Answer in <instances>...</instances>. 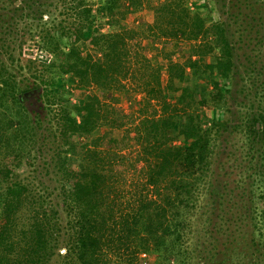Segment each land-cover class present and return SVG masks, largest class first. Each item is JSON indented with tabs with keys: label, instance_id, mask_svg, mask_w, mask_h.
Segmentation results:
<instances>
[{
	"label": "trees",
	"instance_id": "1",
	"mask_svg": "<svg viewBox=\"0 0 264 264\" xmlns=\"http://www.w3.org/2000/svg\"><path fill=\"white\" fill-rule=\"evenodd\" d=\"M145 1L0 0V264H264L263 0H161L127 27ZM131 79L127 126L107 99ZM130 147L148 193L126 197Z\"/></svg>",
	"mask_w": 264,
	"mask_h": 264
},
{
	"label": "rangeland",
	"instance_id": "2",
	"mask_svg": "<svg viewBox=\"0 0 264 264\" xmlns=\"http://www.w3.org/2000/svg\"><path fill=\"white\" fill-rule=\"evenodd\" d=\"M90 1V0H89ZM93 2H96L97 0H91ZM161 0H146L144 8L138 12L135 15H131L127 17L124 24L127 27H134L139 28V26L146 22L152 23L154 21V8L159 4ZM262 4H264V0L262 1ZM189 5L191 8L195 10H200L203 7H209L212 11L213 16L218 19V10L215 2L213 0H189ZM98 29L101 31H110L112 30L106 23V19H100L98 21ZM37 38V37H36ZM30 39L26 38L22 42V50L23 53L26 56H31L33 58H37V60H41L40 56V50L42 48L40 47V44L37 39ZM162 44H164V41L156 42L154 43L153 40L150 38L143 37L141 39V45L143 47V52L145 55L149 58H152L158 50L162 48ZM158 48V50L156 49ZM191 48V43L186 40H173L169 43L165 44V51L171 52L172 56L180 60L182 58H185ZM44 50V49H43ZM90 51L95 55L98 56L99 53H97L96 49H90ZM168 72L166 69L163 68V79L164 83L167 80ZM126 84V90L123 91H115L113 92V95L111 98L107 99V102H111L113 105H115L121 112L123 121L127 123V126H130L133 122H137L141 118V111H140V105L142 104L143 100V93L137 92L136 88V82L131 80L124 81ZM71 90L74 92V86L70 87ZM81 91L74 92V95L72 96L73 100H80L84 97L85 94L90 93H100L98 89L95 86L91 87H81ZM39 105V103H36V106ZM123 131H117L116 130V136L121 137ZM135 154L136 150L133 147H130L126 150H124L121 155L124 157H129V159L132 160H125L126 166L118 167L119 175H121L120 183L116 184L118 186V193L122 196L131 197L132 195H136L139 193L142 189L143 192L148 193V190L145 191V188H143V173L141 170V165L134 164L135 160ZM121 161V160H120ZM122 163V162H121ZM136 165V167H135Z\"/></svg>",
	"mask_w": 264,
	"mask_h": 264
},
{
	"label": "built area",
	"instance_id": "3",
	"mask_svg": "<svg viewBox=\"0 0 264 264\" xmlns=\"http://www.w3.org/2000/svg\"><path fill=\"white\" fill-rule=\"evenodd\" d=\"M40 56H42L41 57V60H43V61H49V59H50V57H51V55L47 52V51H45V50H40ZM142 256L143 257H147V254L146 253H142Z\"/></svg>",
	"mask_w": 264,
	"mask_h": 264
}]
</instances>
